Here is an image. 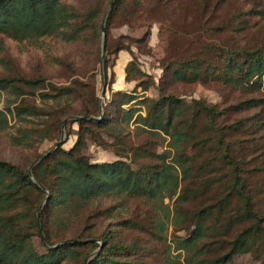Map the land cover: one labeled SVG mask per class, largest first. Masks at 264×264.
<instances>
[{
  "label": "trees",
  "instance_id": "16d2710c",
  "mask_svg": "<svg viewBox=\"0 0 264 264\" xmlns=\"http://www.w3.org/2000/svg\"><path fill=\"white\" fill-rule=\"evenodd\" d=\"M224 2L218 0L216 4ZM109 4L110 0L83 13L66 4L65 0H0V48L4 38L30 46H37L44 38L77 42L86 32L99 38L101 20ZM143 5L144 0H115L106 16V42L109 27L117 16L124 11L130 18L139 16L145 10ZM129 7L134 9L133 12ZM251 13L260 19L264 17V11L254 13L249 10L237 19ZM232 25L239 33L250 26L245 19L233 21ZM219 50L222 53L218 63L201 58L184 62L181 59L167 64L164 73L170 81L182 83V80L202 79L200 70L206 74L210 71L226 86L264 94V42L258 47ZM106 51L114 54L129 52V49L115 43L110 47L107 45ZM0 63H3L1 58ZM187 69H191L190 72ZM139 77L140 70L134 60L128 62L124 68L125 83L137 82ZM103 78L107 79L106 74ZM114 82L110 79L106 88L112 90ZM72 85L44 86L42 79L0 77V90L16 97L28 94L24 88L48 87L50 91L40 94L46 109L31 105L27 100L15 107L18 118L43 119V127L20 129V136L10 138L14 146L33 147L39 142H56L63 120L78 117L69 121L78 127L75 143L68 150L55 143L57 149L35 165L32 166L34 162L28 165L32 166L31 175L28 166L0 158V264H152L149 261L152 248L144 246H151L149 243H128L115 230L97 229L99 220L113 217L114 208L102 206L109 201L126 200H149L160 204L164 198L173 197L178 189L179 175L184 179L191 175L193 161L203 150L216 159V169L226 179V194L219 200L214 218L208 207L194 213L193 228L188 237L177 239L176 250L180 253L173 258L165 257V263L231 264L235 256L250 254L264 264V212L258 208L256 198L259 193L264 194V181L258 179L264 176V98H249L218 110L216 105L204 100L187 102L173 93L161 92L157 99L139 97L136 88L143 86L141 82L131 93L115 91L106 105L101 106L93 85L75 90L81 85L78 79ZM146 89L147 86H143L142 91ZM76 91L78 95L68 104L64 103L62 99L71 97ZM75 103L79 107H75ZM249 111V116L228 124L224 120L229 112ZM131 122L135 131L151 135L152 143L163 135L168 137L173 153L169 151L157 156L158 161L142 163L143 159L156 154L148 150L151 142L139 144L134 149L124 144V128ZM6 124V115L0 110V127L4 128ZM198 127L201 128L199 131ZM244 131L252 137L230 139L231 135L235 137ZM198 132L205 136L193 139ZM105 136L118 145L115 155L119 159L111 163H91L85 154L87 140L105 147ZM188 146L193 150L198 147V151L194 150L191 155ZM170 154L171 163H167ZM209 163L202 167L205 169ZM189 193V188L182 189L177 203L186 201ZM229 199L237 202L231 217L222 224H211V220L219 219ZM176 218L181 219V215L178 213ZM207 222L209 228L205 226ZM117 224L128 231L149 233L155 240L166 242L162 218L153 220L149 226L131 218ZM76 228L80 230L76 232ZM208 230H212L215 237L228 236L216 240V245L225 244L217 255L213 254L217 248L204 242ZM36 242L42 250H38Z\"/></svg>",
  "mask_w": 264,
  "mask_h": 264
},
{
  "label": "rangeland",
  "instance_id": "374dc122",
  "mask_svg": "<svg viewBox=\"0 0 264 264\" xmlns=\"http://www.w3.org/2000/svg\"><path fill=\"white\" fill-rule=\"evenodd\" d=\"M109 0H65L68 5L74 6L79 12H85L96 6H101ZM115 0H110V4L101 20V32L99 38L90 32H86L77 42H64L55 38H44L37 46H30L25 43H18L10 39H3L0 48V77L20 76L26 79H42L44 86L54 85L55 87L73 86L77 79L81 85L75 87V90H82V86L89 87L93 85L96 96L100 100V105L105 106L112 98L115 91H124L131 93L136 84L142 82L147 86L146 91H142L143 86L136 88V94L139 97L148 99H157L159 93H173L185 101L204 100L207 104L216 105L218 110L235 104L238 101L249 98H264L261 93H248L231 86L224 85L216 74L203 72L202 79L189 82L182 80V83L170 81V77L164 73V67L173 61L182 62L191 59L201 58L211 63H218V57L221 55V48L234 49L236 47H258L264 42V17L260 19L257 14H249L246 17L239 18L249 10L264 11V0H225L224 3L216 2L218 0H144L142 13L136 16H128L126 11L117 16L116 20L109 27L108 41L106 42L105 21L108 11L111 9ZM158 2V3H157ZM175 7V8H173ZM178 7V8H177ZM130 11L134 9L129 7ZM130 18V19H129ZM248 20L250 26L246 31L237 32L233 27V21ZM130 20V21H129ZM104 29L105 38L103 43ZM149 32V35L146 33ZM118 41V42H117ZM118 43L127 51L119 53H108V47ZM104 45V57L102 55V46ZM103 57V58H102ZM134 60L135 66L140 70V77L137 82L125 83L124 68L126 64ZM105 74L107 79L103 78L102 68L106 67ZM191 69H187L190 72ZM169 77V78H168ZM114 80L112 90L106 88L109 80ZM94 84H93V83ZM46 89H26L27 95L16 97L6 91L0 90V110L6 115L7 124L4 128L0 127V158L14 164L27 167L31 162L35 165L42 157L57 149V144H62V149L68 150L76 141L77 125L69 123L78 117H68L61 124V134L56 142H39L33 147H16L11 142V136H20V129L42 128L43 119L28 117L21 120L15 114V107L22 100H27L31 105L46 109V102L40 99L41 93H50ZM78 92L62 99L68 104L72 98L76 97ZM62 101V102H63ZM50 103V101H49ZM79 107L78 103L74 104ZM12 113H10V112ZM103 111H100L102 115ZM224 120L228 124L235 119L243 116H249L251 112L236 114L229 112ZM144 115V110L142 111ZM46 119V118H45ZM44 119V121H45ZM135 126L130 125L124 128V144L128 148H136L139 144L151 142L152 136L134 130ZM201 128H197L199 131ZM233 133V132H232ZM203 132L193 135V139L204 137ZM247 131L240 135L230 136L232 141L237 138H251ZM105 147L96 146L90 139L87 140L86 156L91 163H111L118 160L116 152L118 145L112 143V139L104 137ZM260 140V139H259ZM262 140H260L261 142ZM148 150L154 152L156 156L143 159L142 163H149V160H157V156H163L164 153L171 154L169 149V138L163 135V138L149 145ZM193 155V151H198V147L193 150L191 146L187 148ZM130 151V149H129ZM131 153L133 151H130ZM170 157L166 159L171 163ZM41 156L39 159L38 156ZM131 155V154H130ZM212 154L203 150L193 161V171L191 175L184 179L179 175V185L176 194L173 197H166L160 204H155L149 200H126L125 202L109 201L102 207L112 206L114 209L113 217L97 222V229L100 231L115 230L119 232L123 240L128 243L137 241L146 247L152 248L149 261L152 264H166L164 259L167 256L174 257L180 253L176 250L177 239L188 237L192 230V217L195 212L203 207L211 209L214 218L218 211L219 200L226 192L224 191L225 178L219 175L216 159L208 161ZM154 162V161H152ZM205 169L202 164H206ZM151 163V162H150ZM32 166H28L30 169ZM215 166V168L213 167ZM251 165H249V168ZM28 169V170H29ZM264 181V176L258 177ZM189 188L187 200L182 204L177 203V198L182 189ZM258 208L264 212V194L256 197ZM46 200V199H45ZM237 207L235 200L229 199L226 203L221 216L218 220H211V224L216 222L222 224L230 218ZM176 209L181 215V219L176 218ZM38 216V214H37ZM131 218L141 224L149 226L157 218H162L164 228H166V242L164 239L155 240L149 233L141 234L137 231H128L121 227L118 222ZM190 226V227H189ZM205 226L210 227L209 223ZM80 230V228H76ZM223 233V232H221ZM75 234V233H74ZM225 237L224 234L215 237L212 230L206 232L204 242L212 248H217L214 255L223 251L222 245H216V240ZM225 238H228L226 236ZM98 244L100 242H97ZM38 250L41 249L39 242H36ZM95 252V251H94ZM182 256L184 252L181 253ZM231 264H261L258 259L250 254H240L234 257Z\"/></svg>",
  "mask_w": 264,
  "mask_h": 264
},
{
  "label": "water",
  "instance_id": "95a60500",
  "mask_svg": "<svg viewBox=\"0 0 264 264\" xmlns=\"http://www.w3.org/2000/svg\"><path fill=\"white\" fill-rule=\"evenodd\" d=\"M102 32H103L102 36H103V43H104V38H105L104 29L102 30ZM102 55L104 57V45L102 46ZM102 74H103V77H104L105 76V68L104 67L102 68ZM64 123H65V121L63 122V124ZM29 174L31 175V168L29 169Z\"/></svg>",
  "mask_w": 264,
  "mask_h": 264
}]
</instances>
